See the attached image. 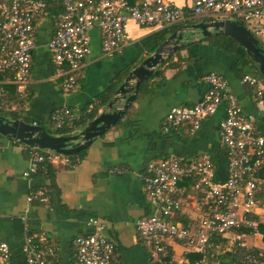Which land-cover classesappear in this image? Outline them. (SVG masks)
I'll return each mask as SVG.
<instances>
[{
  "label": "crops",
  "instance_id": "1",
  "mask_svg": "<svg viewBox=\"0 0 264 264\" xmlns=\"http://www.w3.org/2000/svg\"><path fill=\"white\" fill-rule=\"evenodd\" d=\"M167 1L182 8L193 4V0ZM4 2L7 0H0V4ZM201 21L204 20L196 19L165 29L140 27L130 21L123 50L113 56L102 54L100 33L92 30L91 53L78 87L67 93L62 90L61 79L54 75L47 49L54 26L48 18H42L35 27L37 49L33 52L26 88L27 102L19 106L15 97L17 89L7 87L11 98L7 109L18 111L27 123H37L46 131H53L51 118L55 111L68 110L78 116L109 90L110 102L114 88L128 68H134L141 59L153 54L164 38L180 27ZM257 72V67L233 40L218 34L205 38L197 31L157 67L153 76L140 86L124 116L93 140L74 168L67 169L57 163L49 177L29 176L30 151L12 139L0 138V242L8 245L11 264H25V240L41 231L59 247L56 264H72V242L92 231L88 225L90 219L105 224L103 234L115 245L114 260L118 264H195L199 261L201 255L172 240L167 242L171 257L155 260L150 247L137 237L136 221L154 213L144 192L142 175L153 161L171 157L190 160L207 155L214 165V182H224L227 156L219 142V123L225 116V107L220 106L216 114L193 133L183 127L165 134L164 120L173 108L197 104L208 89L205 77L216 74L226 79L243 112L256 120L264 136V101L258 103L256 90L240 84L244 75L259 77ZM262 83L264 86L263 80ZM109 102L99 108L97 115ZM256 178L260 187L257 199L262 203L264 164ZM42 188L47 190V205L27 201L31 192ZM182 188L185 194L181 216L187 223L196 222L201 215L200 202L189 180ZM253 218L258 221L255 232L241 228L220 238L209 258L212 264H238L242 252L248 251L258 253L259 264H264V216L254 215ZM238 234L243 236L237 238ZM239 242L246 246L240 247Z\"/></svg>",
  "mask_w": 264,
  "mask_h": 264
},
{
  "label": "built area",
  "instance_id": "2",
  "mask_svg": "<svg viewBox=\"0 0 264 264\" xmlns=\"http://www.w3.org/2000/svg\"><path fill=\"white\" fill-rule=\"evenodd\" d=\"M51 7L56 11H50ZM42 18H48L54 26L47 49L54 75L61 79L62 90L67 93L78 87L91 53L92 30L100 33L104 56L121 53L130 21L140 27L165 29L196 19L230 20L242 23L255 38L264 37V0H193L189 8L167 0H9L0 4V99L5 85H14L21 98L27 97L33 52L37 49L35 27ZM205 82L208 89L197 104L168 112L163 132L171 134L186 127L193 133L223 105L225 116L219 123V142L227 156V177L222 183L214 182V165L207 155L190 160L171 157L145 167L143 188L154 213L137 220L135 228L137 237L150 247L155 260L171 257L167 242L172 240L201 255L195 264H212L208 255L217 249L213 236L222 237L241 228L255 232L258 221L253 216H264V202L257 199L260 187L256 178L264 164V136L256 120L243 112L225 78L209 74ZM240 84L256 90L258 103L264 101L260 77L244 75ZM96 105L94 101L86 111L91 112ZM77 119L68 110H57L51 118L55 128ZM29 161V176L36 174L45 162L52 166L61 163L67 169L80 163L79 158L50 151L44 156L36 150L29 152ZM187 180L202 210L198 221L183 224L179 222L185 194L182 184ZM27 201L47 205V190L31 192ZM88 225L92 231L72 242V264H118L114 260L115 245L103 234L105 224L90 219ZM238 245L246 246L243 242ZM23 252L25 264H56L59 247L41 231L26 238ZM0 264H11V252L4 242H0ZM238 264H259V260L248 253Z\"/></svg>",
  "mask_w": 264,
  "mask_h": 264
},
{
  "label": "water",
  "instance_id": "3",
  "mask_svg": "<svg viewBox=\"0 0 264 264\" xmlns=\"http://www.w3.org/2000/svg\"><path fill=\"white\" fill-rule=\"evenodd\" d=\"M197 31L205 38L218 34L233 40L245 51L264 81L263 41L255 38L238 21H201L180 27L165 37L153 54L141 59L134 68H128L114 88V98L99 115L87 122L76 134L53 135L37 123L31 124L23 120H10L0 116V136L30 148L64 156H73L86 150L94 139L105 134L124 116L129 105L134 101L140 86L153 76L157 67L162 65L165 59L169 58L172 52L182 46L188 38H193ZM122 103H124L123 106H121Z\"/></svg>",
  "mask_w": 264,
  "mask_h": 264
},
{
  "label": "trees",
  "instance_id": "4",
  "mask_svg": "<svg viewBox=\"0 0 264 264\" xmlns=\"http://www.w3.org/2000/svg\"><path fill=\"white\" fill-rule=\"evenodd\" d=\"M8 2H9V0H7V2H4V3H8ZM4 3H1V4H4ZM54 6H56V5H54ZM50 11H56V10L54 9V7H51ZM195 23H197V22H195ZM257 73H258L259 77L261 78V80H263L261 75H260V73L259 72H257ZM158 74H160V72H158L157 75ZM7 87L16 88L14 85H5V86H3L5 93H4L3 98L0 99V116H3V117L8 118L10 120L22 119L23 121L27 122V120L24 119L22 117V115L18 111H16V110L12 111V110L7 109V107H8L7 104L9 103V99H11L10 98V91H8ZM15 95H16L15 96L16 99L19 101V103H18L19 106H23L24 103L27 102V97L26 98H21L19 96V94L17 93V91H16ZM108 95L109 96L111 95L110 90L108 91L107 95H103V96H101L98 99L96 107L91 112L85 111V112H83V113L78 115V119L77 120H74L71 123L65 124L64 126H62L60 128H55V130H53V131L49 130L47 132H49L50 134H53V135H60V136L76 134L77 131H79L85 125V123H87L90 120H92L93 118H95V116L97 115V112H98L99 108H101V106H104V105H106L109 102V97H107ZM0 138H5V137L0 136ZM26 149H27V151L36 150V151L40 152L42 155H44V156H46V153H47L44 150L30 148V147H27V146H26ZM84 153H85V150L81 151L80 153H78L76 155L68 156V157L69 158H79V159H81ZM53 172H54V167L52 165H50L48 162H45L44 164H42L39 167L37 173L34 174V175L35 176L39 175V176L49 177L50 175H52ZM179 222H181L183 224L187 223V221L184 218H181ZM220 238H221L220 236H213V242L215 244L220 243V241H221ZM212 252L213 251H211V254H212ZM248 253L254 254L255 256H257L256 254H258V253L252 252V251H248L247 253L246 252H244V253L242 252V255H241L240 259L241 260L244 259L247 256ZM208 256L210 258V255H208ZM165 260H168V259H165Z\"/></svg>",
  "mask_w": 264,
  "mask_h": 264
},
{
  "label": "rangeland",
  "instance_id": "5",
  "mask_svg": "<svg viewBox=\"0 0 264 264\" xmlns=\"http://www.w3.org/2000/svg\"><path fill=\"white\" fill-rule=\"evenodd\" d=\"M201 35V34H200ZM258 39H261V40H264V37L263 36H260ZM260 40V41H261ZM54 130H55V128H54Z\"/></svg>",
  "mask_w": 264,
  "mask_h": 264
}]
</instances>
